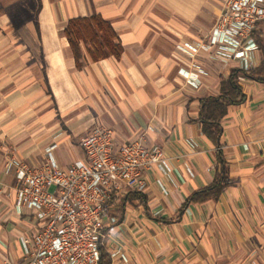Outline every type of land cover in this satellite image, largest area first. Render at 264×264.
Returning <instances> with one entry per match:
<instances>
[{
	"label": "crops",
	"instance_id": "1",
	"mask_svg": "<svg viewBox=\"0 0 264 264\" xmlns=\"http://www.w3.org/2000/svg\"><path fill=\"white\" fill-rule=\"evenodd\" d=\"M222 3L0 0V264L25 262L20 236L38 225L14 207L7 153L35 164L55 143V159L66 167L84 158L79 140L97 125L114 131L117 146L135 137L157 144L171 166L145 171L144 191L115 197L106 242L125 259L112 264H264V82L241 79L245 99L229 105L220 122L228 184L218 199L180 211L215 173L200 99L216 95L238 67L188 49L206 38ZM93 14L110 22L122 53L93 61L81 43L77 67L63 29L70 18ZM197 67L206 74L194 86L180 69Z\"/></svg>",
	"mask_w": 264,
	"mask_h": 264
},
{
	"label": "built area",
	"instance_id": "2",
	"mask_svg": "<svg viewBox=\"0 0 264 264\" xmlns=\"http://www.w3.org/2000/svg\"><path fill=\"white\" fill-rule=\"evenodd\" d=\"M264 23V0H223L222 8L206 38L188 45L191 55L203 52L209 57L257 66L259 47L252 30ZM194 86L206 72L180 69ZM56 144L45 148L39 163H30L7 153L4 172L13 173L14 207L37 219V229L20 236L23 264H98L100 248L111 258L125 259L120 249L108 248L106 237L111 201L126 191H144L148 186L144 172L158 166L170 171L169 157L157 144L145 146L141 137L116 145L114 131L97 125L83 135L79 146L84 158L60 166L53 154ZM9 264V263H6Z\"/></svg>",
	"mask_w": 264,
	"mask_h": 264
},
{
	"label": "trees",
	"instance_id": "3",
	"mask_svg": "<svg viewBox=\"0 0 264 264\" xmlns=\"http://www.w3.org/2000/svg\"><path fill=\"white\" fill-rule=\"evenodd\" d=\"M63 34L68 41L77 67H81L82 64L81 43L85 44L86 51L93 61L108 56L118 58L122 53V46L117 41V33L110 22L99 14L70 18L63 29ZM252 36L257 42L261 53V59L257 66L247 70L239 67L231 68L228 75L220 80L218 93L200 99L199 117L202 132L216 146L215 173L208 185L193 191L186 197L180 211L192 202L201 203L218 199L223 188L229 182L228 163L222 154L219 142L221 135L220 122L225 116L229 105L240 104L245 99V93L240 84L241 79L264 82V23L262 21L255 23ZM116 200L117 198L114 197L111 204L115 203ZM98 264H112L110 254L104 247L100 248Z\"/></svg>",
	"mask_w": 264,
	"mask_h": 264
}]
</instances>
